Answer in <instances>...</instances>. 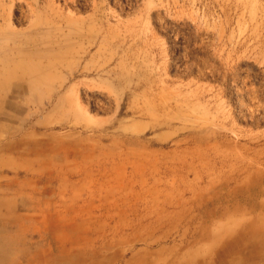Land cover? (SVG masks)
<instances>
[{"label":"rangeland","instance_id":"1","mask_svg":"<svg viewBox=\"0 0 264 264\" xmlns=\"http://www.w3.org/2000/svg\"><path fill=\"white\" fill-rule=\"evenodd\" d=\"M0 264H264V0H0Z\"/></svg>","mask_w":264,"mask_h":264},{"label":"bare ground","instance_id":"2","mask_svg":"<svg viewBox=\"0 0 264 264\" xmlns=\"http://www.w3.org/2000/svg\"><path fill=\"white\" fill-rule=\"evenodd\" d=\"M61 86V85H60ZM94 258V257H93Z\"/></svg>","mask_w":264,"mask_h":264}]
</instances>
